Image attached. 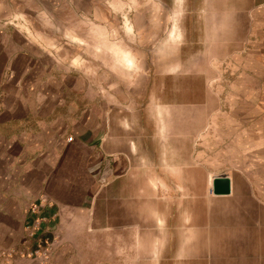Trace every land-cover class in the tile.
Segmentation results:
<instances>
[{
  "label": "rangeland",
  "instance_id": "1",
  "mask_svg": "<svg viewBox=\"0 0 264 264\" xmlns=\"http://www.w3.org/2000/svg\"><path fill=\"white\" fill-rule=\"evenodd\" d=\"M0 51L13 63L0 91V118L11 114L12 122L0 123V135H11L16 150L40 148L42 137L56 132L67 141L73 130L84 131L85 113L100 124L121 101L140 105L126 129L113 127L126 147L122 180L135 182L122 199L140 197L136 259L264 264V0H0ZM169 151L174 162L187 153L183 180L173 177L172 190L159 184ZM155 169L154 191L148 181ZM222 175L231 193L216 197L211 178ZM46 181L14 169L7 185L0 183V200L23 198L16 215H39L38 205L50 198L40 188ZM175 181L186 188L176 189ZM165 197L188 200L190 212L217 215L218 238L237 252L144 253L148 230H159L149 205L156 198L157 211L164 210ZM208 198L216 201L193 206ZM59 222L30 221L26 229L21 221L0 223L1 230L15 226L0 236V264L99 259L84 252L90 239L71 237L68 222Z\"/></svg>",
  "mask_w": 264,
  "mask_h": 264
},
{
  "label": "crops",
  "instance_id": "2",
  "mask_svg": "<svg viewBox=\"0 0 264 264\" xmlns=\"http://www.w3.org/2000/svg\"><path fill=\"white\" fill-rule=\"evenodd\" d=\"M12 72L11 59L4 51H0L1 93L3 89L5 90L6 81L8 83L9 79H12ZM3 78L5 83H2ZM119 104L120 106L109 110L106 117H102L100 124L93 122L92 114L85 113L84 131L73 130L70 134L73 141L70 143L66 141L65 135L56 132L42 137L40 148L16 150L13 148L11 135H0V183H3L4 180V184L7 185V178H11L14 169L21 173H41L47 175V181L41 183L40 188L46 192L44 194L46 198L50 197L45 200L47 203L43 200V203L38 205L43 208L42 212H40L41 209H38L39 215L30 214L28 210L24 215L17 216L16 214L24 201L23 198L7 202L9 198L4 194L3 201L0 200V223L21 221L26 229L30 221H60L59 224L62 221L68 222L71 237L84 236L85 239H90L85 243L84 252L100 254L99 259H88L85 262L52 264H170L173 262L172 257L164 261L141 262L134 256L140 255L142 252L140 244H134L135 239L140 236V197H138V201L128 198L132 201L124 202L122 199L124 190L135 189V182L134 180L128 182L122 180L121 158L126 147H122L120 131L113 127H121L122 124L126 129L130 125L128 120L134 119V112H137L140 105L134 101L128 102L127 106L122 101ZM8 108L10 109L11 105L8 104ZM2 122L11 123V114L8 119L0 118V123ZM132 147L129 148V153L132 152ZM184 154L183 157V151H181L180 155L176 156L179 161L174 162L172 153L169 151L168 161L164 163L165 181L159 182L162 188L172 190V178H178L179 174V179L183 180L182 176L187 164L183 160L186 159L187 153L184 152ZM34 158L35 161L30 160ZM20 184L24 189L29 187L27 182H20ZM148 184L149 188L154 191L157 189L156 169L150 174ZM175 184H177L176 189L178 190L186 188V184L182 185L181 182L175 181ZM4 188L5 186H0V190H4ZM164 200V210H159V212L157 211L156 198L149 205L150 221L155 223L159 230H148L150 241L146 249L147 252L144 250V253L183 255L237 252L234 250L236 246L222 245L218 238L217 235H219L221 227L217 215L198 213L200 209H192L190 212L187 208L188 200L182 197H165ZM206 200L207 202L216 201V199L210 198L203 199L200 202L195 201L193 206H204ZM21 211L22 209H20V213ZM126 222L132 225L128 230H125ZM12 226L9 224L4 226V230L0 229V236L6 239L8 236L5 231L15 228ZM39 231L37 230V233ZM212 236L213 240L210 243L209 238ZM127 237L131 238L129 252H126L125 249ZM160 237H163V241ZM174 237H178L180 242H177ZM88 246L91 247L89 251ZM75 252L77 253L76 249Z\"/></svg>",
  "mask_w": 264,
  "mask_h": 264
},
{
  "label": "water",
  "instance_id": "3",
  "mask_svg": "<svg viewBox=\"0 0 264 264\" xmlns=\"http://www.w3.org/2000/svg\"><path fill=\"white\" fill-rule=\"evenodd\" d=\"M211 192L214 196H228L231 193V181L227 176H217L211 181Z\"/></svg>",
  "mask_w": 264,
  "mask_h": 264
},
{
  "label": "built area",
  "instance_id": "4",
  "mask_svg": "<svg viewBox=\"0 0 264 264\" xmlns=\"http://www.w3.org/2000/svg\"><path fill=\"white\" fill-rule=\"evenodd\" d=\"M72 141H73V138H72V137H68V138H67V142H68V143H70V142H72Z\"/></svg>",
  "mask_w": 264,
  "mask_h": 264
}]
</instances>
